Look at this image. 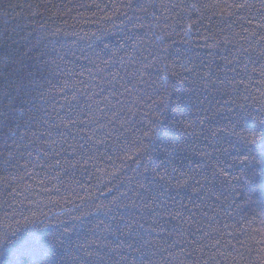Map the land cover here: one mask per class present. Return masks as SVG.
Instances as JSON below:
<instances>
[{"label":"snow or ice","instance_id":"1","mask_svg":"<svg viewBox=\"0 0 264 264\" xmlns=\"http://www.w3.org/2000/svg\"><path fill=\"white\" fill-rule=\"evenodd\" d=\"M63 7L91 11L99 19L88 22L98 27L79 36L83 46L52 49L46 92L40 93L44 104H34L27 119L5 117L0 128V243L42 225L55 230L58 244L71 241L78 230L86 233L66 249L69 264H221L218 257L227 260L233 253L236 264H254L245 252L253 250L252 233L264 235V127H241L237 113L264 126V100L248 112L244 77L210 75V63L174 47L173 33L179 35V27L187 35L195 28L206 48L227 49L232 59H224L242 64L251 81L249 65L259 64L251 73L264 76V0H69ZM113 30L122 33L115 42L107 39L116 35ZM213 93L219 95L216 103L209 99ZM213 109L228 112L227 123L208 126L205 113ZM190 136L203 138L204 148L191 144ZM225 137L227 147L221 143ZM256 145L261 146L257 155L241 151ZM232 151L235 175L213 159V152ZM192 155L199 156L195 164ZM109 166L106 187L114 195L98 203L91 182ZM45 177L66 188L71 184L64 177H70L84 194L73 189L60 200L49 196L46 201L43 194L60 188H49ZM184 195L193 208L182 202ZM50 205H58L61 214ZM217 208L232 221L223 228L212 223ZM99 213L123 220L117 230L132 235L134 243L104 242V233H116ZM257 222L260 227L253 228ZM152 232L161 239H148L145 233ZM225 234L229 239L222 245ZM258 243L264 245V239Z\"/></svg>","mask_w":264,"mask_h":264},{"label":"trees","instance_id":"2","mask_svg":"<svg viewBox=\"0 0 264 264\" xmlns=\"http://www.w3.org/2000/svg\"><path fill=\"white\" fill-rule=\"evenodd\" d=\"M71 2L72 4H76L88 2V0H71ZM68 3L69 0H0V128L7 122L5 117L13 121H16L18 118L27 119L35 111L34 104H44L40 93L46 92V73L47 68L50 66L47 62L51 61L56 54L52 49L55 48L59 51L63 48L64 51H68L69 48L74 49L77 45L83 46V42L79 41V36H82L84 32H91L97 29L98 24L90 23L88 20L89 18L98 20V16L92 17L91 11L86 9H79V11L74 9L69 12L63 7V5ZM53 5L59 7H53ZM4 11H7L10 15H4ZM79 13H83V15ZM115 22L119 24L120 20L116 19ZM101 23L110 26L108 22L101 21ZM184 27L187 28L188 25L185 24ZM57 29H59L58 32ZM168 30L171 31V28ZM113 31L116 32V35L107 39L115 42L119 40V35H122V33H119L118 30ZM144 31L146 29H141L140 34L143 35ZM177 32L179 35L173 33L175 48L181 51L190 49L191 54L197 55L199 59H203L206 63H210L212 68L210 75L212 76L223 77L228 75L231 77L239 73L240 76L244 77V82L248 84V89H250V93L245 90V94H249L250 97L246 103H250L252 106L251 109H248V112H252L259 106L260 101L264 100V96H261V92H264V76L251 73V68H258L259 64L255 66L249 65V74L253 77L249 81L248 74L244 73L242 64H237L234 61L232 65H229L224 59L225 56L229 60L232 59L227 49L219 52V50L206 48L200 32L196 31L195 28L189 29L187 35L179 27L177 28ZM54 33L55 35H53ZM70 58L72 57L70 56ZM199 59L197 62H199ZM233 68L235 71L232 70ZM205 71H207V68H205ZM41 85L45 87H41ZM241 87L243 88V85ZM253 96L256 97L255 100L251 99ZM179 97L180 101L183 102L185 99L183 91H181ZM209 99L212 103H216L219 95L213 93L209 96ZM205 115L208 116V126L212 128L227 123L225 117H230L228 112H217L215 109L205 113ZM237 119L240 126L248 130L264 127L259 125L252 116L245 115L243 112L237 113ZM188 139L196 148L203 149L206 144L203 138L197 141L194 136H190ZM227 142H229L228 138L225 137L221 143L227 147ZM208 150L212 151V149ZM241 151H247L250 155H257L261 151V146L256 145L248 149L241 146ZM236 154L235 151L229 154L213 152V159L220 161V167L226 173L235 175L238 174L239 169L235 164L231 163L230 155ZM191 160L195 164L199 161V156L192 155ZM184 163L187 164L188 161L185 160ZM111 170L109 166L105 172H97L96 177L98 179H93L91 182L93 185L91 191L98 203L106 204L111 201L114 195V193H109L106 187L109 180L106 172ZM53 175L55 174L53 173ZM45 179L49 181V188H52V185L60 188L59 193L53 190L50 193L43 194L41 198L46 201L49 196L53 200H60L61 197L67 196L73 189L81 191L82 195L84 194L77 185L71 183L70 177H64L65 184H71V187L68 188L61 185L57 179H51L50 177H45ZM180 198L178 197V199ZM182 202L187 203L190 208H193L192 202L188 199L187 195L182 197ZM196 202L200 203L199 200ZM50 206L53 213L61 214V209L58 205ZM64 207L67 208L70 205H65ZM205 211H209V209L206 208ZM216 211L219 212V216L213 220L214 226L223 228L224 223L232 222L224 214L223 208H217ZM98 216L106 223L111 224V231L116 233L115 235L104 233V242L111 243L113 246L118 243L124 244L125 240L129 243H134L132 235L121 236L117 230L118 227H124L123 220L104 216L103 213H99ZM125 218L127 219V217ZM8 223H11V221ZM150 223L151 221L149 220L148 223L144 224V227L148 228ZM252 227L258 228L260 225L257 222ZM3 230V226L0 225V231ZM136 230L143 231L140 229ZM224 231L226 233L228 229H224ZM54 232L55 230L49 231L43 228L42 225L39 228L30 227L18 233V237L13 236L8 242L0 243V264H69L66 249H70L72 241L85 238L86 233L78 230V234L74 233L71 241L65 239L63 244H58L54 239ZM145 235L148 239H161L155 232L145 233ZM91 239L95 240L96 237H91ZM171 239L170 237L169 240ZM227 239L229 238L225 234L221 239L222 245L226 243ZM261 239H264V235H261L259 232L252 233V239L249 240V244L253 250L250 254L245 252V256H250L254 264H260V260L264 259V253L259 251L260 248L264 247V245L258 243ZM176 250L179 251V247ZM221 250L225 252L229 251V249L223 247ZM129 252L132 253V249H129ZM233 256H235V253L229 255L227 260L225 257L218 258L221 260V264H228L229 261H231V264H236L239 257L236 256V259H233ZM131 258L132 256H130Z\"/></svg>","mask_w":264,"mask_h":264}]
</instances>
